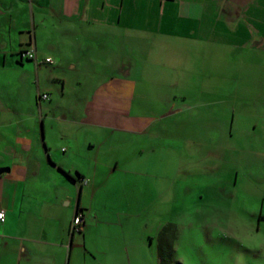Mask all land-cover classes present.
Instances as JSON below:
<instances>
[{"label": "crops", "instance_id": "obj_1", "mask_svg": "<svg viewBox=\"0 0 264 264\" xmlns=\"http://www.w3.org/2000/svg\"><path fill=\"white\" fill-rule=\"evenodd\" d=\"M216 34L217 38L211 36ZM131 35L140 40H132ZM179 41L184 42L190 58L203 63L196 71L198 84L187 86L188 92L196 93L192 96L196 100L186 105L190 110L185 120L186 140L201 141L194 132L200 127L208 156L220 157L227 148L238 162H248V141L256 140L257 128L264 135V91L260 92L264 81H259L261 86L247 99L253 109L244 111V116L250 115L248 120H241L233 106L242 78L255 65L264 68V0H0V168H8L0 174V264H133L123 235L110 231L109 226L115 223L98 216L97 210L104 211L95 209V203L119 167L114 142L125 144L126 150L132 142L131 153H141L134 142L152 121L112 120L113 111L123 109L129 96L130 45L147 43L165 49ZM29 47L35 58H22L20 51ZM221 47L222 54L217 52L220 60L228 58L235 67L228 75L236 85L226 92L231 102L226 110L223 95L209 99L210 88L204 80L209 76L205 58ZM45 57L52 63H45ZM71 60L75 62L72 68L81 62L84 69L97 66L85 74L90 78V91L83 101L88 112L85 120L53 111L55 100L51 102L49 95H37L36 102L29 105L18 100L17 90L22 85L18 78L32 69L26 63L31 62L37 70L42 63L55 68ZM260 75L264 77V72ZM188 76L192 80L195 75L190 72ZM251 78L252 84L256 77ZM251 84L246 88L254 92ZM212 110L223 115L231 112L229 120L220 122ZM114 130L134 139L125 142L129 137H114ZM227 135L234 137L228 145ZM178 137L171 135L173 148ZM257 147L251 157L264 156V146ZM236 173L235 169L234 184ZM256 182L250 179L244 187ZM104 197L100 202L106 209ZM205 199L211 205L219 203L214 196ZM138 200L136 195L134 206ZM262 206L263 202L259 213L251 216L252 220L257 216L252 232L259 236L255 235L256 240L246 249L252 258L246 264H264ZM77 208L83 212V224L80 231L69 233ZM166 230L155 229L149 238L148 244L155 238L153 264L166 263L162 252L171 246ZM145 249L146 242L137 238L132 246L133 255L138 253L134 260ZM134 264L147 263L135 260Z\"/></svg>", "mask_w": 264, "mask_h": 264}, {"label": "rangeland", "instance_id": "obj_2", "mask_svg": "<svg viewBox=\"0 0 264 264\" xmlns=\"http://www.w3.org/2000/svg\"><path fill=\"white\" fill-rule=\"evenodd\" d=\"M211 36L217 38L218 35ZM135 37L131 35L132 40H140ZM171 47L168 44L162 49L153 44L133 43L127 50L130 57V92L126 106L123 109L116 108L112 120L152 122L145 134L139 137L140 140L134 142L141 147V153L132 154V142L127 149L129 152L125 144L114 142L115 151L119 150V167L98 193L95 209L104 211L97 210L98 216L115 223L109 229L123 235L129 247L128 258L133 264L135 260L153 264L155 238H151V244L148 241L155 229L164 230L165 227L167 230L164 233L172 246L162 252L167 264H246L252 259L246 249L258 235L252 232L257 216L254 220L251 216L259 213L261 202L264 213V183L261 182L264 156L251 157L255 146L259 143L260 147L256 149L264 146V135L257 128L255 134L258 142L248 141L251 142L248 162H238L227 148L220 157L208 156L201 142L202 130L200 127L196 129L195 125L194 132L199 134L201 141L186 140L189 133L186 132L185 120L190 114L186 105L196 95L188 92L187 86L195 87L198 84L200 79L196 71L201 70L203 63L197 57L188 56L184 42L179 41ZM217 52L222 54L223 47L211 51L209 58L204 60L209 75L204 80L210 88L209 99L216 100L223 95L227 101L226 110L231 106L226 92L236 85L228 75L234 73L235 67L228 58L220 60L222 56H218ZM74 63L72 60L67 65L62 62L55 68H48L42 63L37 70L31 62L26 63L32 69L28 75L18 78L22 84L17 90L18 100L23 99L20 102L29 105L36 102L37 95L46 93L51 102L55 100L52 103L53 111H64L68 117L80 116L85 120L88 112L83 101L90 91L87 82L90 78L85 74H90L97 66L92 64L87 68L90 63L87 61L86 69L83 68V62L81 66L78 63L72 68ZM111 71L114 75L115 70ZM190 72L195 75L192 80L188 76ZM261 72H264V68L255 65L239 83L238 98L233 109L241 120L250 117L248 113L245 114L247 117L244 116V111H253L247 99L261 86L259 81H264ZM252 75L256 77L253 85ZM249 84L254 92L247 89ZM262 87L260 92L264 91ZM217 108L223 109L221 106ZM216 111L213 116H217L220 122L229 120L231 112L223 115ZM258 111L259 117L261 112ZM111 134L114 137L128 136L125 142L134 139L124 131L114 130ZM174 134L179 135L178 142H175L176 148L170 142ZM233 138L227 135L226 145ZM235 169L237 175L234 184ZM250 179L258 182L253 187L245 188L244 183ZM132 190H135V194ZM136 195L139 202L134 206L133 198ZM103 196L107 197L106 209L102 208L100 202ZM208 196L218 198L219 203H206L208 200L205 198ZM218 212L222 213L221 217ZM263 222L260 221L261 227H264ZM139 237L146 242V249L134 260L138 253L133 255L132 246H136Z\"/></svg>", "mask_w": 264, "mask_h": 264}, {"label": "built area", "instance_id": "obj_3", "mask_svg": "<svg viewBox=\"0 0 264 264\" xmlns=\"http://www.w3.org/2000/svg\"><path fill=\"white\" fill-rule=\"evenodd\" d=\"M19 55L25 59H34L35 58L34 49L32 47H29L27 49L20 51ZM44 62L45 63H52V59L50 57H45ZM39 97L40 98H46L47 94L42 93L39 95ZM81 181L83 183H85L84 179H81ZM0 221H3V212L1 210H0ZM82 224H83V212H82V210L77 208L74 211L73 216L71 217V220H70L69 225H68L69 233L80 231Z\"/></svg>", "mask_w": 264, "mask_h": 264}, {"label": "water", "instance_id": "obj_4", "mask_svg": "<svg viewBox=\"0 0 264 264\" xmlns=\"http://www.w3.org/2000/svg\"><path fill=\"white\" fill-rule=\"evenodd\" d=\"M8 168L6 167H1L0 168V174H2L3 172H7Z\"/></svg>", "mask_w": 264, "mask_h": 264}]
</instances>
